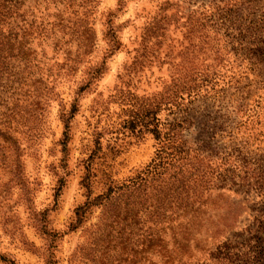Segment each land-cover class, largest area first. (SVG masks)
Segmentation results:
<instances>
[{
  "label": "rangeland",
  "instance_id": "1",
  "mask_svg": "<svg viewBox=\"0 0 264 264\" xmlns=\"http://www.w3.org/2000/svg\"><path fill=\"white\" fill-rule=\"evenodd\" d=\"M17 2L45 28L10 78L34 110L0 98V264H161L145 197L214 230L211 262L264 264V0Z\"/></svg>",
  "mask_w": 264,
  "mask_h": 264
},
{
  "label": "trees",
  "instance_id": "2",
  "mask_svg": "<svg viewBox=\"0 0 264 264\" xmlns=\"http://www.w3.org/2000/svg\"><path fill=\"white\" fill-rule=\"evenodd\" d=\"M17 3V0H0V98L4 97L6 104L14 102L15 105H18V100L20 101V97L23 96L22 99L25 104L22 101L21 105L9 106L8 108H6V105H2L1 108L5 107L6 112L14 109L13 111L17 110L19 114L22 112V115H27L29 111L34 110L33 103L37 97L36 95L32 96V93L30 95L29 93L24 94L21 90L24 84L20 83L17 85L16 81L12 82L13 80H10V78L14 75L16 76L14 80H17V75L21 74V79L29 80L32 76V65L37 64L36 53L31 47L34 42L32 37L43 34L41 29L45 28V24L42 21L37 26L33 21L23 20V17L18 14ZM16 69L18 70L16 71ZM31 86H33V83ZM10 89L13 90L12 93H8ZM4 114L6 117L8 116L7 113ZM7 122L10 123L11 119H8ZM0 131H2V137H6L8 130ZM166 155L157 164V167H163L162 172L157 173L158 175L153 177L152 183H158L157 186L163 184L164 176L167 172L166 163L172 152ZM170 161L174 160L171 159ZM144 186L150 187L148 184ZM146 190L144 189L143 192L145 193ZM134 199L140 200L143 198L139 195V197ZM157 203V200L149 201L146 197L141 202L145 206V211L154 227H157V224L160 225L153 231L149 227L147 239L138 241L141 246H145V253L151 256L156 253L161 264H223L227 260L226 254L223 256L218 254L214 257L216 261L211 262L212 252L207 244L218 238L214 230L201 225L196 228H190L189 222L172 224L168 221H160L158 223V219H154ZM134 213L137 214L135 210ZM141 216L145 218L146 214L141 213ZM106 239L109 243L112 241V237L109 234H106ZM156 246L160 249H156ZM138 253L141 254L142 252L129 253L126 258H122L118 262L125 261L127 264H139L141 261L138 260ZM247 259L248 257L244 258V263L248 262ZM103 264H111V262Z\"/></svg>",
  "mask_w": 264,
  "mask_h": 264
}]
</instances>
